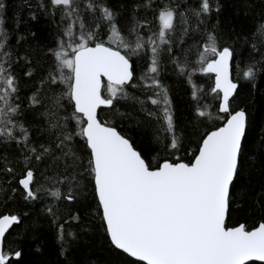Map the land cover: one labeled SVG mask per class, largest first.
<instances>
[{
    "label": "trees",
    "instance_id": "1",
    "mask_svg": "<svg viewBox=\"0 0 264 264\" xmlns=\"http://www.w3.org/2000/svg\"><path fill=\"white\" fill-rule=\"evenodd\" d=\"M86 2L77 0L80 18L88 30L97 32V40L107 41L111 35L107 25L93 19V14L85 9ZM104 2L114 12L122 34L130 39L136 38L130 35L133 26L147 20V26L137 28L144 41L154 38L159 9L168 6L187 12L189 6H199V0H154L151 8L143 7L142 0ZM210 2L220 6L219 12L212 11L199 19L188 13L187 25L180 24L172 35V54L161 52L159 56L156 80L167 93L173 134L162 130L166 125L160 118L161 107L151 104L150 97L155 98L153 94L161 89L149 87L152 81L145 78L150 49L140 56H131L134 86H125L127 98L114 100L112 107L99 108L97 113L102 123L129 139L153 168L162 161L190 163L204 134L222 123L217 119L219 101L211 94L213 77L199 71L198 53L203 50L208 33H213L218 48L228 47L233 52L230 78L238 88L231 104L234 110L242 109L247 115L241 170L231 189L226 225L244 224L250 229L264 222V40L253 36L257 25L264 21V0ZM0 3L4 5L0 17L4 18L10 37L8 45L14 61L11 67L19 88L15 101L19 111L12 117L16 125L13 137L0 136V215L19 218V223L12 225L5 236V250L21 253L10 264H142L116 249L107 237L92 176L87 170L89 151L84 139L76 135L82 123L66 119L73 115L68 98L70 79L49 83L52 74L58 81L61 78L52 53L61 41L75 42L64 34L71 21L63 18L61 9H53L49 0ZM96 23L101 24L98 31L93 27ZM183 27H188L186 34L181 32ZM79 30V23L74 24L73 31ZM67 50L71 53L70 48ZM181 66L187 70L182 72ZM249 66L254 71L252 79L243 76ZM29 71L31 76L27 75ZM63 76L70 77V71L65 70ZM34 95L40 101L36 105L32 104ZM198 110L209 115L202 118L197 115ZM21 125L26 133L21 131ZM69 132L72 139L61 143ZM173 135L179 143L177 149L170 146ZM28 170L34 174L30 187L35 199L28 198L19 184ZM55 191L60 192L59 199L51 195ZM69 191L74 196L72 201L64 198Z\"/></svg>",
    "mask_w": 264,
    "mask_h": 264
},
{
    "label": "snow or ice",
    "instance_id": "2",
    "mask_svg": "<svg viewBox=\"0 0 264 264\" xmlns=\"http://www.w3.org/2000/svg\"><path fill=\"white\" fill-rule=\"evenodd\" d=\"M153 3L154 0H142L145 8H151ZM49 4L53 9H61L63 18L71 21L64 34L69 41H75L67 44L61 41L58 50L52 53L61 78L58 81L52 74L49 83L72 81L68 98L72 102L73 115L66 119L83 124L76 135L85 140L90 153L87 170L94 182L111 244L142 264H264V222L251 230L244 224L226 225L231 189L240 175L247 126L246 112L234 110L231 104L238 88L230 78L231 49L218 48L217 37L210 32L203 50L198 53L199 71L214 77L211 94L219 101L217 119L222 124L202 139L191 164L163 161L153 168L129 139L114 127L102 123L97 113L101 106L112 107L114 100L127 98L125 86H134L131 56H140L150 49V65L145 78L152 81L149 87L161 89L153 94L155 98L150 97L151 104L161 107L160 118L166 125L162 130L173 134L174 121L167 93L156 80L159 56L161 52L172 54V35L180 24L187 25L188 13L199 19L209 16L212 11L219 12L220 6H213L210 0H199V6H189L187 12L165 6L157 11L159 26L154 38L144 41L137 28L147 26V20L138 21L130 30V35L136 36L133 40L122 34L114 12L104 0H87L86 11L93 14L94 20L106 24L111 33L107 41H103L97 40V32L86 28L79 16L77 0H49ZM3 8L0 3V10ZM76 23H79L78 33L73 31ZM200 23L204 21L200 20ZM93 27L98 31L101 24L96 23ZM181 32L186 34L188 27H183ZM253 36L264 40V21L257 25ZM9 39L4 18L0 17V136L13 137L16 125L12 117L19 111V105L15 103L19 88L12 72L14 61L9 51ZM210 56L216 58L210 59ZM65 70L72 73L71 77L63 76ZM186 70L181 66L182 72ZM27 75L32 73L29 71ZM243 76L254 78L253 67L249 66ZM196 98L194 90L193 99ZM39 102L34 95L32 104ZM154 114L149 112V115ZM197 115L204 118L209 113L198 110ZM56 126L59 127V123ZM20 129L26 133L22 125ZM72 135L71 132L64 135L61 143L70 141ZM170 146L172 149L179 146L174 135ZM36 158L40 159L39 156ZM33 179V172L28 170L26 177L19 180L31 199L36 198L30 187ZM51 195L57 199L61 197L58 191ZM64 198L72 201L74 196L69 191ZM17 223L19 218L15 215L0 218V264H10L21 256L19 251L9 253L4 247L6 233ZM59 238L63 239L62 227Z\"/></svg>",
    "mask_w": 264,
    "mask_h": 264
},
{
    "label": "water",
    "instance_id": "3",
    "mask_svg": "<svg viewBox=\"0 0 264 264\" xmlns=\"http://www.w3.org/2000/svg\"><path fill=\"white\" fill-rule=\"evenodd\" d=\"M94 46V45H93ZM216 57H214L213 59H215ZM71 75H72V73L70 72V77H71ZM212 77H213V75H212ZM102 81H105L106 82V79L105 78H102ZM72 84V81L70 80V84H69V92H70V85ZM213 85H214V77H213ZM219 103V102H218ZM104 106H101L100 108H103ZM222 124V123H221ZM221 124L219 125V126H221ZM82 126H83V124H82ZM218 126V127H219ZM218 127H216V128H214V129H212V130H210V131H208L207 133H205L204 134V136L201 138V140H200V142H199V145H198V147L200 146V143H201V141H202V139L209 133V132H211V131H214V130H216ZM85 141V140H84ZM85 145H86V142H85ZM198 147H197V150H198ZM197 150H196V152H195V154H198V152H197ZM89 151V150H88ZM194 154V155H195ZM89 155H90V153H89ZM163 162V161H162ZM162 162H160V163H162ZM194 161H193V158H192V160L190 161V163H188V164H191V163H193ZM159 163V164H160ZM175 163V162H174ZM26 177V176H25ZM25 177H23V178H25ZM22 179V178H21ZM92 183H93V189H94V194H95V186H94V182H93V180H92ZM20 184V183H19ZM20 186H22V185H20ZM95 197H96V195H95ZM96 200H97V198H96ZM97 203H98V200H97ZM98 206H99V204H98ZM99 209H100V207H99ZM100 213H101V218H102V211H101V209H100ZM3 215H6V214H3ZM3 215H0V218H2L3 217ZM103 221V220H102ZM239 224H237V225H235V226H238ZM259 225V223L257 224V225H255L254 227H252V228H250L249 230H251V229H253V228H255V227H257ZM235 226H232V227H235ZM105 228V227H104ZM107 234V233H106ZM107 237H108V239H109V241H110V238H109V236L107 235ZM110 243H111V241H110ZM121 251V250H120ZM122 252V251H121ZM124 254H126V253H124ZM127 255V254H126ZM130 257V256H129ZM131 258H133V259H135L134 257H131ZM136 260V259H135Z\"/></svg>",
    "mask_w": 264,
    "mask_h": 264
}]
</instances>
